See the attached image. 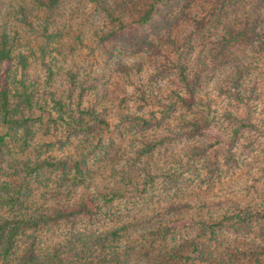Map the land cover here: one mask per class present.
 I'll list each match as a JSON object with an SVG mask.
<instances>
[{
  "label": "trees",
  "instance_id": "1",
  "mask_svg": "<svg viewBox=\"0 0 264 264\" xmlns=\"http://www.w3.org/2000/svg\"><path fill=\"white\" fill-rule=\"evenodd\" d=\"M246 1L0 0V128H5V132L0 129V163L13 168L16 176L12 182L0 183V264H105L108 257L118 262L133 251H139L138 256L144 258L148 252L143 255L139 250L143 247L148 250L157 247L160 255L164 249L163 259L174 264H237L240 256H255L253 264H261L264 205H247L229 198L231 208L223 207L227 203L223 199L218 201L221 211L215 213L207 211L209 203L192 205L184 199L193 187L201 184L209 187L222 180L225 172L242 169L246 164L242 157L254 148L252 143L244 142L245 135L264 137V117L258 118L250 108L260 96L258 81H253L252 70L244 60L246 56L234 55L243 44L251 49L264 48L263 7L255 11L252 21L249 13L243 17L236 15ZM70 4L77 8V19L73 9H69ZM138 5L141 7L133 9ZM249 6L253 7V2ZM131 9L134 11L130 13ZM65 27L73 30L80 45L90 41L86 53L79 55L83 60L80 63L74 60L70 68L67 64L70 53L63 42L67 39ZM31 38L35 42L32 45ZM70 49L72 52L71 45ZM167 51L171 56L165 55ZM140 52L165 56L167 62L157 66L152 79L174 76L177 90L159 98L154 93L156 85L152 88L147 85L150 95L139 87L135 102L142 104L129 112L128 92L120 89L115 101L117 124L110 141L117 135L138 142L141 145L133 150L139 160L149 159L167 142L183 141L185 147L173 156V163L162 165V169L151 171L150 164L147 166L142 188L136 185L133 197L134 203L143 209L132 221H119L115 225L111 217L114 214L103 211L122 198L117 193H99L90 198V204L96 203V212L87 211L82 200L78 211L45 212L32 199V185L48 180V174L61 168L69 170L58 182L68 190L67 195L88 187L85 169L89 172V158H96L104 150L108 154L110 146L106 147V141L99 136L95 143L82 142L75 154L63 158L49 155L40 160L38 155L36 161L13 159L7 163L8 145L18 153H25L35 137L33 128L37 124L46 129L53 125L61 131L62 139L44 144V153L55 148L63 151L73 139H86L95 129L108 130L107 114L114 101H105L104 92L108 91L104 87L100 95L98 86L111 70L130 76L129 68L119 58ZM224 54L225 66L220 67ZM32 58L45 68V86L57 81L59 72L64 70L60 79L63 77L67 89L62 94L49 90L43 97H36L37 88L27 76ZM78 64L80 70L74 71ZM87 68L93 75L86 72ZM213 77H217L216 81ZM208 87L210 93L204 99L202 93ZM89 92L95 94L92 100L86 94ZM211 95L237 109L215 110ZM87 98L90 100L85 105ZM150 106H156L158 113L149 111ZM243 106L250 110L245 117H239L236 113ZM216 117L220 124L214 127ZM165 121L173 125L168 136L154 141L146 138L148 132ZM250 188L258 189L257 184H251ZM260 190L264 195V188ZM84 215L89 216L88 222L96 219L90 227L78 226V218ZM101 218L102 222H113L112 227H99ZM61 225L66 227L65 233L58 231ZM136 232L144 239L141 242L150 246L130 242ZM180 237L183 241L179 245L176 242ZM120 246L125 247L123 251L118 250Z\"/></svg>",
  "mask_w": 264,
  "mask_h": 264
},
{
  "label": "rangeland",
  "instance_id": "2",
  "mask_svg": "<svg viewBox=\"0 0 264 264\" xmlns=\"http://www.w3.org/2000/svg\"><path fill=\"white\" fill-rule=\"evenodd\" d=\"M140 0H135V2H138ZM144 0H141L143 3ZM139 3L141 5L142 3ZM253 2V7L249 6V3ZM257 6H256V5ZM133 7V9H138L141 6ZM264 9V0H247L246 5H243L240 8V11L237 12V16L243 17L246 13L250 14V20L252 21L255 18V11L257 12L260 9ZM69 9H73V16L74 19H77L78 14L75 12V9H77L74 4L69 5ZM90 9V8H87ZM134 11L131 9L130 13ZM61 27V26H60ZM180 25L176 26V32L179 30ZM64 33L67 39H65L63 42L66 43L65 50L68 51L69 56L67 58L68 65L70 68L74 60H76L78 63H80L84 57H80L79 55L85 52L86 46L90 43L89 40L86 42H83L82 45H80L74 38L75 34H73V30L68 29L67 27L64 28ZM220 30L222 31V25L220 26ZM69 36V37H68ZM175 37V35H172ZM30 44L32 45L34 42V38L30 39ZM68 44V45H67ZM71 45V49L69 50V47ZM166 50H169L167 46ZM245 52V53H244ZM37 56H39L38 52H35ZM73 53V54H72ZM171 52L167 51L165 55L171 56ZM241 54L245 55L246 58H244L245 63L251 68L252 74L254 77V80L258 81V93H260L258 99H255L253 104H251L250 108H252V111L256 112V116L258 118L264 117V48L263 50H259L258 48H249L248 45H242L241 47H238L235 50V54ZM62 58V56H60ZM227 55L222 58V63L220 67L225 66V60ZM49 59V58H48ZM120 61H123L124 64L129 68L130 76L125 75L124 73L120 71L111 70L108 72L107 79H105L103 82L101 81V84L98 86V93L100 95L105 90L108 91V94H105L104 92V100L108 102L114 101V103H111L113 105L109 110L111 112L107 114V120L110 123V128L108 130L103 129L101 132L97 129L93 131V134L88 136L86 139H73L72 143H70L63 151H56V148L48 153H44V149L42 148L44 144L54 142L56 139H62L60 133L61 131L58 130L57 127H53V125H50V129H46L44 126H40V124H37L36 127H34V139L31 142L30 149H28L25 153H18L17 150L14 151L13 147L11 145L9 146V150H7L6 153V162L12 163L13 159L20 160H26L30 159L33 161L37 160V156L39 155L40 160L46 159L47 157H58L63 158L71 154H75L76 151H78V146L83 142L85 144H89L91 142H96V139L100 136L104 141H106V147L110 146L108 149V154H104L106 150H104L100 155H98L96 158H89L87 164L89 165V172L87 169H85L86 174L85 176L87 179L86 185L89 184L88 187L83 186L79 188L76 191H73V193L67 195L66 191H68L62 184H59L65 176V174L69 171L66 169H59L51 172V174H48L47 177L48 180L40 182V184L34 183L32 185V189L34 191V195L32 199L37 203L38 207H41L44 209L45 212L47 211H53V210H76L78 211L80 209V201L82 200L84 204H86L87 211L89 212H96L97 208H95L96 203L90 204L91 199L96 197L99 193H117L119 194L120 199H117L115 203L110 207L106 206V208H103V211L111 212L113 216H111L113 219H115V225H119V221H132V218L135 216H139L142 212V206L140 204H135V199L133 197L135 196V186L139 185V188H142L141 181H142V175L147 174L146 169L149 167L150 164V170H156L157 167L160 169L162 165H169L170 163H173V156L177 153V151L180 148L185 147V142H174L171 144L165 143L164 146L158 147L157 150L151 155L149 159L142 158V160H139L138 157L135 154V151L139 145L138 142L132 141L129 138H120L117 135L112 138L111 143V133L114 130L115 125L117 124V119L114 115L115 114V104L116 100L119 96L117 94L119 93L120 89L125 90V92H128L127 102H128V111L133 112L136 111V108L142 104V102H139L138 104L135 101H138L137 91L138 88L141 87L144 91H146L145 94L150 95L151 89L153 86L156 85V88L154 90V93L159 96V98H165V96L169 95L171 91H176L178 84L176 82V79L174 76H161L159 78H153L154 74L156 73L157 66L160 64L163 65L167 62V59L165 56H152L148 53H137L130 56H121L119 58ZM134 61H136L134 63ZM133 63V64H132ZM79 66L73 67V70H80L81 64H78ZM30 68L28 69L27 76L29 78V81L33 83V85L37 88L36 97H43L45 95V91L48 92L56 91L57 94H62L63 91L67 89L66 82L60 77L61 73L64 70L60 71L58 74V80L53 82L50 86H45V77L46 72L45 68L41 66V63L39 60L32 58ZM89 68L93 71L95 69L93 67ZM56 71L57 68H54ZM216 71L218 69H215ZM214 70V71H215ZM86 72H89L91 75L92 72L87 68ZM218 73V71H217ZM255 75V76H254ZM56 77V79H57ZM109 77V78H108ZM216 81L217 77H213ZM214 82V81H213ZM142 84H144V87H142ZM147 85H152L147 87ZM210 85V83H209ZM210 87H208L206 90H203L202 96L205 99L207 97V93L209 92ZM209 89V90H208ZM94 92L86 93L87 95H90V99L92 100L95 94H91ZM154 96V94H152ZM100 97V96H99ZM213 97L214 103L213 107H215V110L222 111L223 108L232 109L235 110L237 108H234L235 106L232 104H227L224 99H220L217 96L211 95ZM101 98V97H100ZM155 98V96H154ZM209 98V97H208ZM90 99H84V104L87 105L88 101ZM166 101V100H165ZM167 103V102H165ZM99 108H102V105H99ZM104 106V105H103ZM107 107V105H106ZM147 109L149 111H155L158 113V108L156 106H150ZM248 106L241 107L238 112L236 113L239 117H245V114L247 111H249ZM181 110H178L176 113L179 114ZM218 116L220 115V112H217ZM174 117V114L173 116ZM175 118V117H174ZM214 127H216L218 124H220V120H218V117L216 119L214 118V121L212 123ZM173 126L170 121H165L161 127L155 128L154 131H150L146 134V138L150 139V141H154L156 139H160L164 136H168V129H170ZM170 127V128H169ZM1 132H5V128H0ZM51 130L49 133L47 131ZM59 131V132H57ZM246 140H244L245 143L249 144L252 143L251 146H254L252 148L253 150L247 154L246 156L242 157L243 160H245V165L242 166V169L238 171L236 169L235 171L231 172H225L223 174L222 180L218 182H213L211 186L206 187L201 184V186H195L192 189L187 191V194L185 195V200H188L190 203L195 205H204L205 203H209V207L207 208V211H214L220 212L221 206L219 205L218 201H222L223 199L227 200V203L223 206L226 208H231V203H229V198L231 201H241L242 203L252 204V205H260L263 201V192L260 190L261 188H264V137L258 138L257 135L254 137L252 135H245ZM213 140V139H212ZM221 140H225V138H221ZM214 141V140H213ZM256 141V142H255ZM111 143V144H109ZM255 143V145H253ZM250 151V150H249ZM180 152V151H179ZM104 154V155H103ZM102 156V157H101ZM4 164V167L2 168ZM148 166V167H147ZM7 166L5 162L0 163V183L2 181L12 182L15 180V174L14 169ZM88 167V166H86ZM2 168V169H1ZM152 168V169H151ZM149 170V172H150ZM157 171V170H156ZM152 173V172H150ZM157 173V172H156ZM132 180V181H128ZM255 180H257L255 182ZM61 183V182H60ZM251 184H257L258 189L252 190ZM196 194V198L193 199V197ZM225 208V209H226ZM43 209L41 211H43ZM43 211V212H44ZM85 214H88L87 212H84ZM79 223L78 226L84 227V225L91 226V223L95 221V218H92L89 220V216L84 215L83 217L78 218ZM102 219H100V225L99 227L105 228V227H112L113 222H109L105 220L107 223L102 222ZM121 219V220H120ZM58 231L65 233L67 231L66 227L64 225L59 226ZM185 233V232H184ZM134 236H131L129 238V241L133 244L135 242H139L140 245H146L150 246L148 243L144 244L141 241H144V239L141 237V234L139 232H136L133 234ZM59 237V236H58ZM228 237L232 239L231 236ZM224 239V238H223ZM128 241V242H129ZM183 241V239L180 237L177 240V244L180 245V243ZM252 241V240H251ZM259 241V240H258ZM260 242V241H259ZM150 243V242H149ZM125 245V242L123 243ZM128 247L131 245H127ZM125 248V247H124ZM122 246L118 248L122 251L124 250ZM130 248V247H129ZM157 247L149 248L143 247L139 249L143 255L147 251L148 255L146 257H139L138 252L139 251H133L129 253V256L126 258H122L118 262L115 261L112 257H108L105 264H174L170 261H165L162 256V252L165 250L163 249L161 252V255L159 254L160 251L156 250ZM249 258H240V260H236L237 264H253L256 262L255 256ZM262 259L261 264H264V256L259 258ZM161 260V261H159ZM201 264V263H197Z\"/></svg>",
  "mask_w": 264,
  "mask_h": 264
}]
</instances>
